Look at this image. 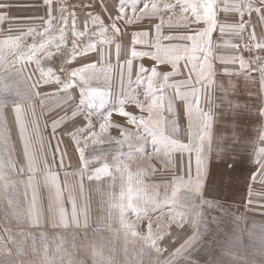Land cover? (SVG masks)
Instances as JSON below:
<instances>
[{
	"label": "snow or ice",
	"instance_id": "1",
	"mask_svg": "<svg viewBox=\"0 0 264 264\" xmlns=\"http://www.w3.org/2000/svg\"><path fill=\"white\" fill-rule=\"evenodd\" d=\"M43 3L47 6L46 18L24 21L25 30L15 37L10 35V26L9 35L0 40V221L37 230L47 224L52 229H70L73 236L83 230L87 238L92 198L86 194L85 180L91 182L89 188L102 183L105 177L109 188L119 180L118 195L101 192L105 216L97 223L110 229L111 222L118 221L116 235L122 232L126 238L140 242L135 260L128 264H178V258L184 257L208 230L207 210L219 208L227 212L223 204L208 198L215 194L217 183L209 166L213 154L230 183L232 173L240 167L241 152L250 146V161L255 169L248 177L246 207L254 208L259 199H264V193L251 187L257 178L264 185V55L254 54L264 52V29L258 38L250 23L253 14L264 23V0H222L223 8L218 0H98L99 11L82 17L69 11L63 2L58 7L59 15L54 14V0ZM11 7L8 0H0V25L10 20L7 12ZM220 11L236 14L239 20L222 23L218 18ZM154 19L159 20L151 25L154 39L149 38L147 30L128 32L129 26ZM165 25L190 28L191 34L164 36ZM69 30L73 39L71 60L65 62L68 67L57 71L45 66V61L68 43ZM217 31L221 36L226 32L239 36L247 31V42L241 48L224 41L233 54H217L216 48L221 47L213 38ZM28 37L33 38L30 44L25 42ZM126 37H130V42L122 44ZM82 38H87L83 44ZM165 40L170 43H163ZM174 40L187 43H171ZM138 45L150 47L138 50ZM244 52L249 53L248 59ZM145 57L154 61L153 66L140 62ZM134 65L135 83L146 84L142 97L131 88ZM160 65H170L171 71L161 70ZM220 68L227 81L217 79ZM182 69L187 70L186 74ZM182 74L184 79H173ZM237 81H243L250 96L253 92L248 85L259 83L251 105L237 102ZM166 88L176 89V96L165 95ZM73 89H78V98ZM218 91L222 93L219 97ZM177 97L186 105L187 143L174 138L181 131L175 110ZM110 100L112 104H108ZM129 104L135 105L139 114L127 110ZM221 106L233 116L230 123L223 125L230 130L228 135L214 134L221 123L217 112ZM166 111L171 114L170 119L165 116ZM242 112L252 115L261 125L256 133L259 147L240 131ZM114 113L135 125V131L114 123ZM46 114L47 119H42ZM13 115L20 142L16 146L19 160L10 142L13 127L8 126V119ZM114 127L121 129V138L110 135ZM113 143L117 146L114 155L98 147ZM124 145L127 153L122 151ZM176 152L186 154L182 159L184 174L170 171L160 177L159 184L146 182L158 172L151 163L153 159L160 162L162 172L176 169ZM66 156L77 157V163L67 165ZM97 163L100 166H95ZM167 205L171 207L165 212ZM158 211L154 229L152 218ZM130 214L135 220L129 219ZM212 219L219 223V217ZM141 220L147 221L146 234L136 231L137 221ZM173 226L183 233V238L178 247L170 250L168 243H175L176 239ZM4 231L11 239L9 229ZM39 234L43 238L48 235L44 231ZM55 238L61 241L59 253L65 236ZM6 254L11 255V251ZM17 255H24L22 246L17 248ZM99 255L100 264H108L102 253ZM63 260L64 256L59 255V264ZM232 262L243 264L239 259ZM43 264H58L57 257H49L45 250ZM179 264L191 262L185 259Z\"/></svg>",
	"mask_w": 264,
	"mask_h": 264
},
{
	"label": "rangeland",
	"instance_id": "2",
	"mask_svg": "<svg viewBox=\"0 0 264 264\" xmlns=\"http://www.w3.org/2000/svg\"><path fill=\"white\" fill-rule=\"evenodd\" d=\"M8 2L12 5V7L8 10L7 15L10 17V20H6L3 25H0V40H4L8 35V29L11 26L12 32L11 36L15 37L20 35V33L25 30V23L29 18L36 17H45L46 18V9L47 6L43 3V0H8ZM63 2L64 6L68 8L69 11H74L78 17H82L86 15L88 12L99 11L98 0H54V6L57 8V11L54 13L55 15H59L58 7L60 3ZM109 2H116V0H109ZM86 5H95V8H87ZM105 22L107 23V16L104 17ZM247 19V17H245ZM223 20L231 23L232 21L239 20V16L234 14V16L225 17ZM158 19H154L153 21H145L143 23L137 24L135 26H129L128 32L131 33L133 31H142L147 30L150 32V39H154L155 33L154 28L151 27L154 23H158ZM79 23V20H78ZM251 26L255 27L258 38L261 35L262 29H264V23H259L257 15L253 14L251 18ZM82 27V25H81ZM189 28L183 27H172L169 28L165 25L163 29L164 36H181L187 35L191 32H188ZM229 34L231 32H228ZM234 35V34H233ZM236 36V35H234ZM248 32L237 36L241 42V48L247 42ZM68 43L62 47L61 51L53 56L51 60L45 61V66H51L56 68L57 71L61 67L67 68L68 64L66 61L71 60V40L73 39L71 31L69 30L67 35ZM87 38L81 39V44L86 42ZM26 43H32L33 38L28 37L25 41ZM130 42V37H126L124 41H121L122 44H126ZM163 41V43H165ZM169 43V41L167 42ZM139 50H148L150 46H140ZM137 46V49H138ZM232 52L233 50H223V52ZM226 54V53H224ZM245 58H249V53H243ZM255 55H264V52H256ZM142 62L146 67L153 66L154 61L150 57L143 58ZM113 63H115V59L113 56ZM75 66H79L78 64ZM29 67H34V65H29ZM159 68L163 71H169L171 68L170 65H160ZM135 70V65H134ZM14 73L12 76L14 77ZM173 79L180 78L175 77ZM133 83L131 84V88L135 89L138 93L142 94L146 89V84H137L135 83L136 79L132 77ZM171 82V81H170ZM127 88V84L125 85ZM252 89L253 95H249L248 91L245 89V92L239 93L238 98L240 96L242 99L247 101L250 99L251 104L256 99L255 91L259 88V83L253 84V86H248ZM182 91L184 89H181ZM116 95H119V88L115 89ZM165 95L176 96V89H165ZM72 93L75 97H79L78 89H73ZM216 95L219 97L222 95L221 92H217ZM248 98V99H247ZM239 100V99H238ZM237 100V102H238ZM216 104L219 105L220 101L217 99ZM113 101L110 100L108 104H112ZM184 104L183 101H180L177 97L175 110L177 112V118L179 122V126L181 131L174 136V138H178L181 143H187L188 137L184 134V130L187 127V116L184 115L185 111L182 110L181 105ZM250 104V105H251ZM127 110L135 112L139 114V110L135 105L129 104L126 106ZM37 111H40L38 107ZM220 115V126L214 129L215 133H221L224 135H228L229 131L225 130L223 127L224 123H230L233 119L231 113L221 106L217 109ZM255 109L253 111V114ZM246 113V115L244 114ZM165 116L171 118V114L167 111L165 112ZM246 116H249V113L243 112L241 113V127L240 131L243 135L247 136L250 140H254L257 147L260 146L259 140L256 139V133L259 129H261V125L258 121L254 119H247V121H242ZM13 117L8 119V126L13 127ZM47 119V114L42 118ZM114 123L120 124L123 127H127L133 131H135V125H131L127 122L125 118H122L114 113L113 115ZM50 125V121H48ZM250 126L253 127L254 131L252 135L250 134ZM17 127H13V131L17 130ZM98 130V122L97 128ZM11 134L10 142L13 145L16 139V135ZM48 131L45 135H48ZM249 133V134H248ZM248 134V135H246ZM110 135L116 138H121V129L112 128L110 129ZM55 139H52L53 145H55ZM63 147V144L61 145ZM215 146V145H214ZM14 147V146H13ZM99 148H103L105 152L111 153V155L115 154V150L117 146L113 143L111 145L104 144L98 146ZM151 148L149 147L147 151L150 153ZM91 151V149L89 150ZM122 151L127 153L128 147L124 145ZM252 154L251 147H247L244 151L241 152V163L239 169L232 173L231 182L229 183V177L219 168V162L215 159V155L213 154V158L209 162L210 170L216 175V191L214 195H210L208 198L218 201L220 204L224 205V208L227 209V212L222 209H208L207 210V220H208V230H206L201 236L200 240L197 241L196 245L193 248L189 249L187 253H185L184 257L178 258V264L182 260L190 261L191 264H212L213 261H216L217 264H233L234 259H239L243 261V264H264V199H259L254 208L246 207V189L248 184V177L253 174L255 166L250 161V157ZM111 155L109 159H111ZM186 157V154L181 152L174 153V159L177 161L176 169H168L165 171H160L162 169V165L156 159H153L151 163L156 165L158 169L157 175L149 176L146 182L151 183L155 182L157 184L161 183L160 177L162 175H166L167 172L176 171L178 174H184V167L182 163V159ZM65 163L67 165H74L77 163V157H65ZM95 166H100L97 163ZM72 169L69 168V171ZM91 182L85 180V189L86 194L90 196L91 204H90V216L91 222L90 227L87 229V238L85 237V233L83 230L79 231L78 234L73 236L72 230H60V229H52L47 224L43 229H33L29 228L27 225H19L14 222H3L0 221V261L3 264H43V256L45 250H47V254L49 257L56 256L59 264V255L64 256L63 264H68V261H71L72 264H100L102 253V258L105 259L108 264H128L130 260H135V250L140 247L139 241H134L132 238H126L122 232L119 235H116L114 229L119 227L118 221L111 222V228L101 227L99 223H97L100 217L105 216L104 205L101 201V192L113 191L117 195L120 191V183L119 180L115 183L112 188H109V179L104 178L103 182H96L92 184V187L89 188V184ZM251 187L253 191L258 193H264V185L259 183V178L255 183H251ZM99 189V191H97ZM163 191V189H161ZM171 205H167L164 207V211L167 212ZM159 211L155 213L153 216V228L157 227V217L159 216ZM219 217V223L215 222L212 218ZM243 217L242 220H237L235 218ZM130 220H135V216L133 214L129 215ZM147 221H137V229L136 231L146 234L147 232ZM7 228L12 234L11 239L9 235L4 231ZM173 235L176 238L175 243H168V247L172 250L174 247H178L179 243L182 242L183 233H178L175 230V226H173ZM46 232L47 238H43L40 236L39 232ZM20 232L25 233H35V235H20ZM55 235H63L65 236V240L63 242V249L58 253V246L61 244L59 239L55 238ZM23 248L24 255H17V248ZM11 251V255H7L8 251Z\"/></svg>",
	"mask_w": 264,
	"mask_h": 264
},
{
	"label": "crops",
	"instance_id": "3",
	"mask_svg": "<svg viewBox=\"0 0 264 264\" xmlns=\"http://www.w3.org/2000/svg\"><path fill=\"white\" fill-rule=\"evenodd\" d=\"M218 2H221V8H223L222 0H218ZM230 16H231V19H232V16H234V14L233 13L224 12V11H220L218 13L219 21L222 22V23L223 22H226L225 20H223V18L230 17ZM259 23H261V22H259ZM188 32H191V29ZM187 35H188V33H187ZM213 38H214V40L216 41L217 44L221 45V47L216 48L217 54H223V55H231V54H233L232 52H228V53L225 52V51L223 52V50L231 49L230 46H224V41H229L230 43L239 44L240 47L242 45L241 40L237 36H234L232 33L229 34L228 32H226L223 36H221V34L217 31L216 33L213 34ZM167 42L168 41L166 40L165 44H167ZM169 43H170V41H169ZM171 43H187V42L174 40V41H171ZM139 48L140 47L138 46V50H139ZM224 53H226V54H224ZM140 62H142V61H140ZM216 64L219 66V60L216 61ZM169 71H171V68H169ZM182 72L184 74H186L187 70L186 69H182ZM184 74H182L180 76H177V77L180 78V79H184L185 78V75ZM133 77L136 79V68H135V70H133ZM217 79L218 80H223V81H227V79H228V77L224 76L223 69L222 68H220L219 71H218ZM176 80H178V79H176ZM237 82L239 83V87H240V92L239 93H241V92L244 93L245 92V88H244L243 81H237ZM248 86H253V84H249ZM167 89H174V88H167ZM238 99H239L238 100V103H240V104H247V105H250L251 104V101L248 98H247L248 99L247 101H245V99L243 100L241 96ZM181 108H182V110L185 111L184 115H186V105L185 104H182L181 105ZM253 111H254V109H253ZM244 114L246 115V113H244ZM248 118H249V120L250 119H253L252 115L249 114V116H246L244 118V120H242V121H245L246 122ZM250 129H251L250 134L249 133L248 134L249 135H252L254 129L251 126H250ZM13 133H14L13 135H16V139H15L14 144H13L14 148L16 149L15 152H14V155L19 160V158H20L19 147H16L20 143L19 142V136H18V129L15 130V131H13ZM45 133H47V132L45 131ZM248 134H246V135H248ZM61 179H63L62 176H61Z\"/></svg>",
	"mask_w": 264,
	"mask_h": 264
}]
</instances>
